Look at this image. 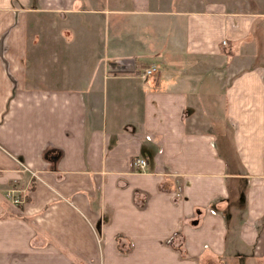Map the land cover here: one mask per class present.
Instances as JSON below:
<instances>
[{"label": "crops", "instance_id": "obj_1", "mask_svg": "<svg viewBox=\"0 0 264 264\" xmlns=\"http://www.w3.org/2000/svg\"><path fill=\"white\" fill-rule=\"evenodd\" d=\"M198 1L0 0V264H264V7Z\"/></svg>", "mask_w": 264, "mask_h": 264}, {"label": "built area", "instance_id": "obj_2", "mask_svg": "<svg viewBox=\"0 0 264 264\" xmlns=\"http://www.w3.org/2000/svg\"><path fill=\"white\" fill-rule=\"evenodd\" d=\"M157 71V68L154 66H150L148 68H145L141 73H142V77L147 78L150 77L152 75H154ZM133 168L136 171H141L143 170L146 166H147V162L145 161V159L143 158H135L133 160ZM9 197L12 198V201L14 204H19L20 200H18L17 198H13V196L11 195L12 193H9Z\"/></svg>", "mask_w": 264, "mask_h": 264}, {"label": "rangeland", "instance_id": "obj_3", "mask_svg": "<svg viewBox=\"0 0 264 264\" xmlns=\"http://www.w3.org/2000/svg\"><path fill=\"white\" fill-rule=\"evenodd\" d=\"M215 1L220 2L222 0H215ZM174 2H175V6L174 7H176L177 9H187L188 7L197 6V4L200 1H198V0H174ZM261 2H262V6L261 7H264V0L263 1L260 0L259 1V3H261ZM112 3H115V1L112 2ZM252 4H253V2H252Z\"/></svg>", "mask_w": 264, "mask_h": 264}]
</instances>
